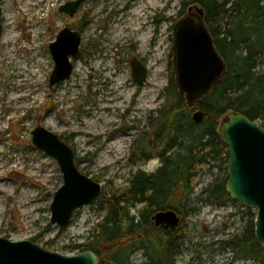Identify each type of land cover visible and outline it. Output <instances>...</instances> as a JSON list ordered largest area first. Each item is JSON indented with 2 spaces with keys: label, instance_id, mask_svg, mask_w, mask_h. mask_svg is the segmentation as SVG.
Returning a JSON list of instances; mask_svg holds the SVG:
<instances>
[{
  "label": "rangeland",
  "instance_id": "obj_1",
  "mask_svg": "<svg viewBox=\"0 0 264 264\" xmlns=\"http://www.w3.org/2000/svg\"><path fill=\"white\" fill-rule=\"evenodd\" d=\"M72 1L2 0L1 5L2 31L6 23L12 31V59L7 71L0 61V237L29 240L65 256L78 254L72 247L86 241L89 229L104 217L106 203L99 198L80 208L66 228L51 225L50 204L62 185L61 172L51 156L31 143V131L42 127L63 137L78 169L101 185L104 198L125 188L137 169L153 171L156 160L129 164L130 147L147 117L164 102L168 71L173 69V27L188 13L186 9L179 17V0H90L69 18L59 8ZM65 27L80 33V57L72 61L70 78L50 89L54 63L48 46ZM1 49L0 38V56ZM134 57L147 67L142 87L130 75ZM13 93L26 95L27 103L14 109L6 100ZM212 165L194 180L192 206L204 188L224 178L225 159ZM195 206L184 222L187 238L174 264H262L220 244L241 234L249 213L256 210L238 202ZM130 264L147 263L136 251Z\"/></svg>",
  "mask_w": 264,
  "mask_h": 264
},
{
  "label": "trees",
  "instance_id": "obj_2",
  "mask_svg": "<svg viewBox=\"0 0 264 264\" xmlns=\"http://www.w3.org/2000/svg\"><path fill=\"white\" fill-rule=\"evenodd\" d=\"M179 3V17L188 7L203 10L225 73L206 95L188 104L175 84L173 69H169L164 102L147 117L130 147L135 158L128 160L131 165L156 160L157 167L150 172L139 168L131 173L125 188L109 197L101 194L106 203L104 217L89 229L84 243L72 247L77 253L93 252L98 264H130L136 251H141L147 264H174L187 238L184 222L196 211L195 204L224 206L234 202L224 190L227 171L223 180L204 188L194 206L189 200L203 167L213 168L212 162L224 159L228 164V148L218 135L222 117L236 112L264 128V0ZM197 111L200 123L193 120ZM166 210L182 219L174 230L155 228L151 222L153 214ZM255 216L249 213L242 233L220 244L238 256L264 264V248L254 235Z\"/></svg>",
  "mask_w": 264,
  "mask_h": 264
},
{
  "label": "water",
  "instance_id": "obj_3",
  "mask_svg": "<svg viewBox=\"0 0 264 264\" xmlns=\"http://www.w3.org/2000/svg\"><path fill=\"white\" fill-rule=\"evenodd\" d=\"M90 0H74L59 8V12L73 18L80 6ZM2 0H0V38L2 34ZM195 10V13L192 11ZM173 73L179 92L188 104L206 95L224 75L225 63L215 51L213 40L206 30L203 10L198 6L188 8V13L173 27ZM81 35L68 27L61 29L48 46L53 70L49 88L70 78L73 63L80 57ZM130 75L138 87L147 80V67L134 57L129 62ZM195 123H200V113H193ZM218 135L228 148L227 181L224 190L229 198L244 208L256 210L254 235L264 248V128L245 115L230 112L222 117ZM31 143L51 156L57 163L62 185L54 192L50 204V224L66 228L77 210L96 203L102 187L83 174L75 164L73 149L57 134L37 127L31 131ZM155 226L174 229L179 225L178 215L171 210L153 214ZM0 264H98L91 251L65 256L45 250L32 241L12 242L0 237Z\"/></svg>",
  "mask_w": 264,
  "mask_h": 264
},
{
  "label": "bare ground",
  "instance_id": "obj_4",
  "mask_svg": "<svg viewBox=\"0 0 264 264\" xmlns=\"http://www.w3.org/2000/svg\"><path fill=\"white\" fill-rule=\"evenodd\" d=\"M30 3H32V1H30ZM34 4V3H33ZM32 5V4H31ZM27 6H29V5H27ZM32 8V7H31ZM33 10V9H32ZM29 16V15H28ZM31 20V19H30ZM8 24L9 23H6V25H5V27H4V29H3V31H2V34H1V46H2V49H1V56H0V61H1V63H2V65H3V67H4V70L5 71H7V69H8V67H9V65H10V63H11V59H12V51H11V48H10V46H9V42L12 40V31L11 30H9V28L7 27L8 26ZM37 48H39V46L37 45V46H34V49H37ZM39 51V50H38ZM37 55H39V54H37ZM42 57V56H41ZM42 62H41V60H39L38 61V64H41ZM37 64V65H38ZM42 64H44V63H42ZM41 64V65H42ZM30 67H33V66H30ZM42 67V66H41ZM25 71V70H24ZM27 76H29V75H27ZM42 76H43V71L42 70H40L39 71V73L37 72V77H38V79H40V81L43 79L42 78ZM36 77V78H37ZM36 80V79H35ZM38 80H36L35 82H37ZM41 83V82H40ZM39 85V84H38ZM40 87V86H39ZM41 89V88H40ZM39 90V89H38ZM39 91H42V90H39ZM29 92V91H28ZM25 96V97H24ZM24 98H26V95H24V94H21V95H19V96H15V93H13L10 97H8L7 96V103H13V108L15 109V108H17V106L16 105H18V104H21V105H25L24 103H27L26 101H25V99ZM29 99V98H28ZM18 101V102H17ZM16 102V103H15ZM30 102V101H29ZM6 107H9L10 109H11V106H9L8 104H7V106ZM28 108V107H27ZM9 110V109H8ZM10 112H11V110L10 111H8V113H7V115H10ZM9 117V116H8ZM3 118H5V117H3ZM9 119H13V118H10L9 117ZM11 121V120H10Z\"/></svg>",
  "mask_w": 264,
  "mask_h": 264
},
{
  "label": "flooded vegetation",
  "instance_id": "obj_5",
  "mask_svg": "<svg viewBox=\"0 0 264 264\" xmlns=\"http://www.w3.org/2000/svg\"><path fill=\"white\" fill-rule=\"evenodd\" d=\"M188 8H189V7H188ZM188 8H187V9H188ZM205 27H206V26H205ZM206 30H207V28H206ZM208 32H209V30H208ZM136 58H137V57H136ZM137 59H138V58H137ZM138 60L140 61V63H141L142 65H144L143 61H141L140 59H138ZM145 66H146V65H145ZM240 210H241V209H240ZM240 210H239V211H240ZM237 214H244V212L241 211V212H238ZM230 216H231V217H236V214H235V213H232V214H230ZM178 217H179V225H180V223L182 222V219H181L180 216H178ZM185 221H186V220H185ZM151 222H152V220H151ZM153 224H154V223H153ZM179 225H178L177 227H179ZM177 227H174V229L177 228ZM155 228H158V229L160 228V229H162V230H163V229H164V230H174V229L167 228L165 225L160 226V227L155 226Z\"/></svg>",
  "mask_w": 264,
  "mask_h": 264
}]
</instances>
